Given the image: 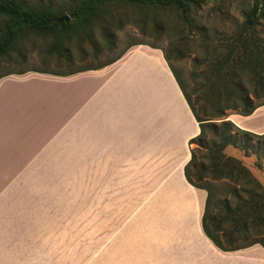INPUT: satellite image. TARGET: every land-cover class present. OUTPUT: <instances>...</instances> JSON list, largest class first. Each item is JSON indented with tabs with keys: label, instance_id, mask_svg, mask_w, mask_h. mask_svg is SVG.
<instances>
[{
	"label": "crops",
	"instance_id": "obj_1",
	"mask_svg": "<svg viewBox=\"0 0 264 264\" xmlns=\"http://www.w3.org/2000/svg\"><path fill=\"white\" fill-rule=\"evenodd\" d=\"M49 80L63 81L59 100L41 88ZM52 99L60 105L52 133L45 129L42 137H24L27 114L44 111ZM228 118L242 129L264 133V105L249 116ZM199 133L163 51L148 45H133L114 63L72 75L3 77L0 264H59L63 248L55 245L56 232L38 231L39 211L53 220V203L37 198V192L44 188L39 182H53L55 153L61 151L68 165L69 137H77L79 168L92 175L88 207L101 246L103 237L109 240L111 264L130 258L136 264L148 252L178 264H264L262 245L223 251L204 232L207 191L185 175L190 140ZM79 204L78 224L88 220L82 213L87 205ZM61 222L68 243V216Z\"/></svg>",
	"mask_w": 264,
	"mask_h": 264
},
{
	"label": "trees",
	"instance_id": "obj_2",
	"mask_svg": "<svg viewBox=\"0 0 264 264\" xmlns=\"http://www.w3.org/2000/svg\"><path fill=\"white\" fill-rule=\"evenodd\" d=\"M206 2L66 0L31 4L25 0H0V79L25 73L7 72L2 68L4 63L26 58L25 49L19 46V42L28 36L51 38L50 49L58 53L67 51L64 47L66 39H87L97 51V28L109 46L115 44L116 30L123 23V17L117 13L120 7L146 11L174 8L183 21L191 24V7ZM65 15L70 17L69 21H57ZM208 46L210 54L203 61L205 68L200 76L201 82L193 92L187 91L170 64L200 127V133L190 140L191 159L185 166V175L193 186L207 191L202 226L217 247L223 251L255 244L264 247V185L241 159L225 151L231 146L246 156L255 155L256 166L262 167L264 133L242 129L228 117L231 113L249 116L264 105V0H252L242 23L228 34H218L208 41ZM124 53L104 64L76 72L109 65ZM165 56L169 62L170 58ZM37 71L62 76L75 73ZM193 143L196 146L193 147Z\"/></svg>",
	"mask_w": 264,
	"mask_h": 264
},
{
	"label": "rangeland",
	"instance_id": "obj_3",
	"mask_svg": "<svg viewBox=\"0 0 264 264\" xmlns=\"http://www.w3.org/2000/svg\"><path fill=\"white\" fill-rule=\"evenodd\" d=\"M25 1L39 4L51 1L62 3L66 0ZM251 3L252 0H207L201 6L191 7V24L183 21L178 10L174 8L146 11L130 6L120 7L117 13L123 17V23L120 29L116 30L117 36L113 46L107 44L99 28L96 32V41L99 44L97 51L87 39L70 41L66 39L64 47L67 48V51L58 53L50 49L53 42L51 38L28 36L19 42V46L25 49L26 58L4 63L2 69L7 72L25 71V73L38 72L37 70H46L52 73L72 71L77 73L76 71L82 68L97 66L113 60L123 52H127L131 45L142 43L150 47L152 45L159 47L158 49L163 51L165 59V55L170 58V63L166 59L169 67L171 64L176 69L187 91L193 92L195 86L201 82L200 76L205 68L203 61L210 54L208 41L213 40L218 34H228L235 30L242 23L244 14L248 11ZM41 86L39 87L45 88L49 98L56 96L55 99L59 100L63 81L49 80ZM193 97L195 98L194 95ZM58 106L60 105L56 100L52 99L44 111L31 110L27 114L29 119L26 120L29 124L28 127H25L23 136L42 137L45 129L50 135L53 131L51 127L53 118L60 116ZM16 137L22 136L16 135ZM69 138L68 165L66 166L65 161H62L61 151L55 153L53 182L43 180L38 183L44 188L38 189L37 198H43L44 201L50 200L48 203H53L55 213L52 220L45 210L39 211L38 231L39 229L44 231L51 229L56 232L57 243L55 245L63 248V252L58 258L59 264H111L109 240L103 237L101 246L96 237L93 209L88 207V201L92 197V175L84 174L83 170L79 168L77 137ZM192 146L194 147L196 144L193 143ZM225 151L226 154L241 159L264 185V161H262V167L259 168L255 164L257 158L255 160L246 158L249 156L231 146ZM199 156L201 159V154ZM79 202L82 203V206L87 205L85 209L82 207V213L88 218L85 223L80 224L77 219ZM67 216L70 220L72 233L69 242L64 243L66 229L63 227L61 219H65ZM78 234L81 236L78 237ZM124 264H135V261L130 258ZM136 264L178 263L165 261L158 258V254L148 252L143 256L141 262Z\"/></svg>",
	"mask_w": 264,
	"mask_h": 264
},
{
	"label": "water",
	"instance_id": "obj_4",
	"mask_svg": "<svg viewBox=\"0 0 264 264\" xmlns=\"http://www.w3.org/2000/svg\"><path fill=\"white\" fill-rule=\"evenodd\" d=\"M63 20L69 21L70 17L68 15H65L64 17H61V18L57 19V21H63Z\"/></svg>",
	"mask_w": 264,
	"mask_h": 264
}]
</instances>
